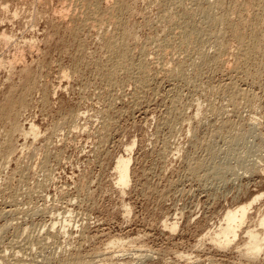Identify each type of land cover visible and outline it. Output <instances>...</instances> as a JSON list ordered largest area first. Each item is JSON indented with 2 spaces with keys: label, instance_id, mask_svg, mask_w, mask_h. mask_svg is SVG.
<instances>
[{
  "label": "rangeland",
  "instance_id": "rangeland-1",
  "mask_svg": "<svg viewBox=\"0 0 264 264\" xmlns=\"http://www.w3.org/2000/svg\"><path fill=\"white\" fill-rule=\"evenodd\" d=\"M98 1L84 6L79 0H0V22L4 24L0 23V34L4 31L15 41L0 42V105L12 86L23 88L20 82L27 76L21 73L23 66L52 90L47 106L43 96L35 93L34 105L21 120L26 131L31 123L36 124L40 137L18 135L9 121H0V167H4L0 169V264H64L67 260H80L82 264H264L263 255L258 261L251 260L254 263L241 256L245 233L227 250L215 247L209 237L219 228L228 209L264 192V16L260 10L264 0H225L221 7L230 10L234 23L240 20L242 9L248 7L252 22L242 32L247 43L256 38L260 44L248 52L229 25L224 30L204 17L215 0H175L179 5L174 0H123V8L117 13L121 19L108 27L116 40L122 37L123 27L118 24L131 33L127 42L131 58L119 64V55L108 48L103 33L87 26L94 24L90 11L94 6V10L99 6L100 12L107 15L116 2ZM7 4L9 11L5 12L2 8ZM73 7L76 14L75 9H68ZM221 8L214 9V17L223 16ZM64 9L71 11L67 19L68 11ZM61 10L66 17L58 15ZM192 34L196 43L191 41ZM257 49H262L259 54ZM15 53L20 58L23 54L25 60L21 58L20 62ZM9 62H14L9 64L13 67H8ZM78 62L86 68L81 75L71 76ZM72 114L76 116L74 123L63 125L64 118ZM9 131L17 151L6 162L4 139ZM239 132L246 133L245 141L228 147ZM133 143L132 181L123 189L117 184L114 167L119 156H127L126 148ZM232 147L235 153L230 156L227 151ZM205 160H210L208 172L205 169L192 173L191 168ZM44 163L48 172L40 169ZM215 171H221V176ZM259 211H264V199L253 207V219L244 226V232ZM173 223L177 224L174 232L169 229ZM52 224L55 227L51 229ZM62 226H66L64 231ZM24 230L28 232L23 236ZM37 230L40 234H35ZM49 233L54 234L48 237L54 242H47ZM115 240H121L122 245L111 246Z\"/></svg>",
  "mask_w": 264,
  "mask_h": 264
},
{
  "label": "bare ground",
  "instance_id": "bare-ground-1",
  "mask_svg": "<svg viewBox=\"0 0 264 264\" xmlns=\"http://www.w3.org/2000/svg\"><path fill=\"white\" fill-rule=\"evenodd\" d=\"M35 1V0H34ZM74 1V3L75 2H77V0L75 1V0H73ZM82 2V5H84V6H87V5H90V4H92V2L93 1H96V3H100L98 0H79V2ZM108 1V0H107ZM107 1H105L106 3H107ZM111 1H114V0H111ZM145 1V0H144ZM159 1V0H158ZM178 1V0H177ZM175 2V0H174V2L177 4V5H179L178 4V2ZM182 1V0H181ZM225 0H215V2L212 4V6L210 7V8H208V10H206L205 12H204V17L206 16L208 19H210L211 20V24H213V25H215V26H217L218 25V27H219V25H222L224 28V30L225 29H228V25L231 27V32L233 33V34H235L234 36L240 41V43H241V45H242V48L244 49L245 47V49L247 50V49H256V47L257 48H259L260 47V44H259V42H256V38L255 39H253V41L252 42H249V43H247V41H246V36L243 34L244 32H242L243 31V29H244V27H246V26H248V25H250L249 23H251L252 22V20H249V16H250V11L248 10V13H247V9H248V7L246 6V8H244V9H242L243 11H245L247 14H244V13H242V12H240V20H236V21H238V23H234V21H231V15H230V10L229 9H226V8H224V9H222L221 7H224L225 6V2H224ZM240 1V0H239ZM252 1H254L253 3H256V2H258L259 0H252ZM38 2V1H37ZM41 2V1H40ZM180 2V1H179ZM199 2V1H198ZM211 2V1H210ZM39 3V2H38ZM73 2L71 3V4H74ZM123 3H124V1L123 0H116V2H115V4H114V6L111 8L110 7V9H111V11H108L109 13L106 15L105 13H101L100 12V9H101V7H99L97 4V6L98 7H96V9L95 10H97V11H95L94 10V7H93V10L91 9L90 11H92L91 13H92V15H93V19H95V20H93V22H94V24L92 23V26H90V25H87V23L89 22H87L86 23V25L88 26V27H90V28H95L96 29V27L99 29V31H101L102 33H103V37L108 41V42H106V45L108 46V48L112 51V52H114V53H116V54H118L119 56H118V60H117V64H119V63H121L124 59H126L127 58V61L131 58V53H130V55H129V47H130V44L129 43H127L128 42V39H129V37H131V33L129 32V29L128 30H126V28L123 26V25H121V24H118V27L119 28H122L123 27V29L121 30L122 32V35H120V36H122L121 37V39L120 38H118V40H116V37L115 38H113V36H112V34L109 32V29H108V27L110 28V26L111 25H113L114 23L115 24H117L116 22H115V20L117 19V18H120L121 19V17H117V13L123 8ZM142 3H143V1H142ZM154 3V2H153ZM195 3V2H194ZM262 3H264V1L262 2ZM40 4H42V3H40ZM39 4V5H40ZM52 4V3H51ZM70 4V5H71ZM79 4H81V3H79ZM108 4V3H107ZM113 4V3H112ZM133 4V3H132ZM163 4V3H162ZM175 4V6H177ZM188 4V3H187ZM36 5V4H35ZM68 5V4H67ZM69 5V7H72V6H74V5H72V6H70ZM192 5V4H191ZM63 6V5H62ZM81 6V5H80ZM111 6V5H110ZM228 6V5H227ZM37 7V6H36ZM178 7V6H177ZM18 8H20V7H18ZM34 8V7H33ZM64 8V7H63ZM78 8V7H77ZM89 8V6L87 7V9ZM188 8H190V6L188 7ZM216 8H221L222 9V12H223V16L220 18V17H214L213 16V11L215 12V10L214 9H216ZM241 8H242V6H241ZM3 11H5V12H8L9 11V8H8V4L7 5H5L3 8ZM68 9H70V10H73L74 11V9H75V7H73V9H71V8H68ZM84 9V8H83ZM82 8H81V10H83ZM174 9V8H173ZM172 9V10H173ZM191 9V8H190ZM196 9V8H195ZM234 9H235V6H234ZM256 9H257V7H256ZM256 9H255V11H256ZM37 10V9H36ZM60 10V9H59ZM63 10V9H62ZM61 10V11H62ZM67 10V9H66ZM65 9H64V11H66ZM76 11H74V13L76 12L77 13V9H75ZM170 10H171V7H170ZM171 10V11H172ZM219 10V9H218ZM237 10V8L235 9V11ZM260 10H261V16H264V5L260 8ZM15 11H17V10H15ZM14 11V12H15ZM34 11V10H33ZM32 11V12H33ZM56 11V10H55ZM60 11V12H61ZM68 11V14H67V17L65 16L66 15V12H61V14H58L59 16L60 15H64V14H62V13H65V17H66V19L68 18V15H70V13H71V11H70V13H69V10H67ZM167 11V10H166ZM169 11V10H168ZM174 11V10H173ZM31 12V13H32ZM59 12V13H60ZM131 12V11H130ZM217 12V11H216ZM17 13V14H16ZM28 13V12H27ZM73 13V12H72ZM75 13V14H76ZM167 14H169L168 12H166ZM255 13V12H254ZM257 13V12H256ZM13 14V13H12ZM201 14V13H200ZM232 14H233V12H232ZM7 15V14H6ZM34 15V14H33ZM32 15V16H33ZM36 15V14H35ZM56 15V14H55ZM91 15V14H90ZM91 15V16H92ZM63 16V17H64ZM72 16V15H71ZM73 16H75L76 18H77V16L76 15H73ZM72 16V17H73ZM82 17H83V15H81ZM80 16V17H81ZM169 16V15H168ZM202 16V15H201ZM233 16V15H232ZM256 16H257V14H256ZM13 17H15V20L18 18V11L17 12H15V14H14V16ZM82 17H81V19H82ZM174 17V16H173ZM176 17V16H175ZM234 17V16H233ZM251 17V16H250ZM259 17V16H258ZM124 18V17H123ZM168 18V17H167ZM170 18V17H169ZM177 18V17H176ZM183 18V17H182ZM261 18V17H260ZM259 18V19H260ZM34 19V18H33ZM65 19V20H66ZM162 19H164L163 17H162ZM178 19H179V17H178ZM198 19V18H197ZM203 19V18H202ZM207 19V20H208ZM233 19V18H232ZM13 20V19H12ZM14 20V21H15ZM61 20H64V19H61ZM87 20V19H86ZM234 20V19H233ZM263 20V19H262ZM24 21V20H23ZM31 21V20H30ZM163 21V20H162ZM155 22V21H154ZM262 22V21H261ZM0 23H2V22H0ZM162 23V22H161ZM232 23L233 24H235V26H233L232 25ZM260 23V22H259ZM263 23H264V20H263ZM3 24V23H2ZM11 24V22H9V24L8 25H10ZM88 24H90V23H88ZM170 24H172V22L170 23ZM240 24V25H239ZM4 25V24H3ZM70 25H72V24H70ZM84 25H85V22H84ZM185 25V24H184ZM206 25V24H205ZM236 25H239V26H236ZM264 25V24H263ZM262 25V26H263ZM33 26V25H32ZM73 26V25H72ZM95 26V27H94ZM177 26H178V24H177ZM222 26H220V27H222ZM261 26V27H262ZM15 27V26H14ZM71 27V26H70ZM112 27V26H111ZM166 27V26H165ZM174 27V26H173ZM191 27H192V24H191ZM199 27V26H198ZM255 27H256V25H255ZM86 28V27H85ZM170 28V27H169ZM180 28V27H179ZM178 28V29H179ZM186 28V27H185ZM214 28V27H213ZM60 29V28H59ZM88 29V28H87ZM26 30V29H25ZM30 30V29H29ZM36 30V29H35ZM80 30V29H79ZM92 30V29H91ZM94 30V29H93ZM163 30H165V28L163 29ZM170 30V29H169ZM187 30V29H186ZM220 30V29H219ZM222 30V29H221ZM255 31H256V29H254ZM30 31H33L32 29L30 30ZM94 31H96V30H94ZM128 31V32H127ZM189 31V30H188ZM210 31V30H209ZM214 31V30H213ZM223 31V30H222ZM222 31L220 32V31H218V34L220 33H222ZM4 32V31H3ZM2 32V34H0V42L1 41H5L6 42V39L8 40L9 39V41L10 40H12L13 39V41H14V38H12V39H10L11 37H9L5 32L3 33ZM80 32V31H79ZM132 32V31H131ZM163 32V31H162ZM177 33H178V30L176 31ZM179 32H181V29H180V31ZM199 32V31H198ZM227 32V31H226ZM251 32V31H250ZM97 33V32H96ZM113 33V35H114V32H112ZM118 33V32H117ZM120 33V34H121ZM174 33H175V31H174ZM18 34V33H17ZM21 34V33H20ZM184 34V33H183ZM194 34H196V35H198L197 34V31H196V33L194 32ZM217 34V35H218ZM224 34V33H223ZM246 34V33H245ZM253 34V33H252ZM98 35H99V33H98ZM169 36H170V34H169ZM174 37H175V35H173ZM181 36H184V35H182L181 34ZM213 36V35H212ZM224 36H226V34L225 35H223V37ZM248 36V35H247ZM262 36H263V34H262ZM87 37V36H86ZM98 37V36H97ZM100 37V36H99ZM176 37H178V36H176ZM197 37V36H196ZM95 38V37H94ZM102 38V37H101ZM137 38V37H136ZM171 38H172V36H171ZM170 38V39H171ZM188 38H189V36H188ZM188 38H187V40H188ZM203 38H205V37H202V39ZM206 38H208V37H206ZM211 38V37H210ZM217 38V37H216ZM232 38V37H231ZM252 38V37H251ZM263 38V37H262ZM96 39H98V38H96ZM192 39H196L195 38V35L193 36V34H192V38H191V41L192 42H195V41H197V40H195V41H193ZM215 39V38H214ZM16 40V39H15ZM74 40H75V38H74ZM102 40V39H101ZM166 40H167V38H166ZM168 40H169V38H168ZM183 40H185V39H183ZM187 40H186V43H188L189 44V42H187ZM190 40V39H189ZM199 40V39H198ZM232 40H233V38H232ZM263 40V39H262ZM12 41V42H13ZM35 40H33L32 42H31V44L34 42ZM156 41H158V40H156ZM155 41V42H156ZM213 41V40H212ZM217 41V40H216ZM11 42V41H10ZM15 42V41H14ZM28 42V41H27ZM101 42H103V41H101ZM159 42V41H158ZM163 42H165V41H163ZM172 41L170 40V43H171ZM211 42V41H210ZM3 44H4V42H2ZM7 43H8V41H7ZM36 43V42H35ZM159 43H161V42H159ZM158 43V44H159ZM169 43V42H168ZM196 43V42H195ZM199 43V42H198ZM206 43H209L208 41L206 42ZM217 43V42H216ZM8 44H10V43H8ZM30 44V43H29ZM162 44V43H161ZM172 44V43H171ZM177 44V43H176ZM194 44V43H193ZM218 44V43H217ZM6 45L7 44H5V47H6ZM13 45V44H12ZM151 45V44H150ZM153 45H154V43H153ZM157 45V44H156ZM160 45V44H159ZM178 45V44H177ZM204 45V44H203ZM206 45V44H205ZM204 45V46H205ZM209 45V44H208ZM222 45V44H221ZM262 45V44H261ZM144 46V45H143ZM166 46H167V44H166ZM184 46H186V44L184 45ZM194 46V45H193ZM199 46V45H198ZM259 46V47H258ZM31 47V46H30ZM34 46L32 45V48H33ZM142 47V46H141ZM155 47V46H154ZM169 48H168V50L169 51H171V48H170V46H168ZM179 47V46H178ZM177 47V48H178ZM217 47V46H216ZM167 48V47H166ZM165 48V49H166ZM199 48V47H198ZM198 48H195V50L196 49H198ZM221 48H222V46H221ZM241 48V47H240ZM18 49H19V47H18ZM30 49V48H29ZM142 49H145V48H142ZM149 49H151V47L149 48ZM156 49V48H155ZM159 49H161V48H159ZM217 49V48H216ZM244 49V50H245ZM263 49V48H262ZM261 49V50H262ZM39 50V49H38ZM109 50V51H110ZM119 50H122V51H120V52H116V51H119ZM208 50V49H207ZM211 50V49H210ZM214 50V49H213ZM249 50H247V52L249 51ZM258 51L260 50V49H257ZM261 50L258 52V54L261 52ZM19 52H20V50H18ZM23 51V50H22ZM32 51V50H31ZM34 51V50H33ZM109 51H108V53H109ZM185 51V50H184ZM197 51V50H196ZM25 52V51H24ZM106 52V51H105ZM162 53H163V51H161ZM166 52H167V50H166ZM175 52V51H174ZM173 52V53H174ZM179 52V51H178ZM181 52V51H180ZM190 53H191V51H189ZM198 52H200L199 50H198ZM224 52V51H223ZM251 52V51H250ZM113 53V54H114ZM122 55V56H120V54ZM139 54H140V52H138ZM142 53H143V50H142ZM162 53H161V55H162ZM205 53H207L206 51H205ZM238 53V52H237ZM14 54V53H13ZM16 54V53H15ZM18 54V53H17ZM17 54H16V56H17ZM21 54V53H20ZM36 54V53H35ZM110 54H111V52H110ZM113 54H112V56H113ZM147 54V53H146ZM166 54H168V53H165V55ZM198 54V53H197ZM219 54V53H218ZM246 54V53H245ZM253 53L251 52V55H252ZM8 55V54H7ZM141 55V54H140ZM210 55V54H209ZM208 55V56H209ZM250 55V54H249ZM15 56V58H20V55H18L17 57ZM24 55L23 54H21V58H23L24 59V57H23ZM90 56V55H89ZM92 56V55H91ZM147 56V55H146ZM159 56V55H158ZM176 56V55H175ZM183 56V55H182ZM248 56V55H247ZM253 56H254V54H253ZM13 58H14V55L12 56ZM116 57V56H115ZM139 57V56H138ZM137 57V61L138 60H140L139 58ZM163 57V56H162ZM170 57V56H169ZM179 56H177V58H178ZM196 57V56H195ZM200 57H202L201 55H200ZM205 57V56H204ZM203 57V58H204ZM255 57H257V55L255 56ZM14 58V60H16ZM20 58V62H21V59ZM122 58V59H121ZM145 58V57H144ZM143 58V59H144ZM175 58V57H174ZM173 58V59H174ZM180 58V57H179ZM178 58V59H179ZM197 58H199V56L197 57ZM225 58V57H224ZM227 58V57H226ZM225 58V59H226ZM142 59V58H141ZM170 59V58H169ZM200 59V61H201V58H199ZM205 59V58H204ZM228 59V58H227ZM242 59H243V57H242ZM245 59V58H244ZM1 61H2V59H0ZM13 60V61H14ZM18 60V59H17ZM16 60V61H17ZM25 60V59H24ZM146 60H147V58H146ZM145 60V61H146ZM155 59H153V61H154ZM162 59H160V61H161ZM195 60V59H194ZM216 60H217V57H216ZM220 60V59H219ZM249 60V59H248ZM253 60H254V58H253ZM262 60H264V59H262ZM0 61V68L3 66V63ZM23 61V60H22ZM113 61V60H112ZM131 61V60H130ZM145 61H143V62H145ZM159 61V62H160ZM176 61V60H175ZM192 61V60H191ZM197 60H195V62H196ZM224 61V60H223ZM8 62V61H7ZM119 62V63H118ZM139 62V61H138ZM141 62V61H140ZM158 62V63H159ZM162 62V61H161ZM172 62V61H171ZM194 62V63H195ZM199 62V61H198ZM210 62H211V60H210ZM215 63H216V61H214ZM221 62H222V59H221ZM220 62V63H221ZM244 62H245V60H244ZM19 63V62H18ZM32 63H33V60H32ZM115 63V62H114ZM114 63H113V66H115V65H117V64H115L114 65ZM137 63V62H136ZM154 63H155V61H154ZM153 63V64H154ZM197 63V62H196ZM223 63V62H222ZM257 63V62H256ZM10 64V62L8 63V65ZM11 64H13L14 65V62L12 63L11 62ZM10 64V65H11ZM17 64V63H16ZM25 64V63H24ZM141 64V63H140ZM191 64V63H190ZM237 64H238V62H237ZM8 66L9 68L10 67H13V66ZM135 65V64H134ZM141 65H143V63L141 64ZM168 66H171V63H170V65L169 64H167ZM200 65V64H199ZM199 65H197V66H199ZM210 65V64H209ZM213 65V64H212ZM228 65V64H227ZM246 65V64H245ZM244 65V66H245ZM7 66V65H6ZM118 66V65H117ZM117 66H116V69H117ZM123 66H124V64H123ZM157 66V65H156ZM158 66H160V65H158ZM157 66V68H159ZM166 66V65H165ZM191 67H192V65H190ZM203 66V65H202ZM214 66V65H213ZM253 66V65H252ZM259 66V65H258ZM16 67V66H15ZM25 66H23V69L24 70H22V72L21 73H24V75H27L26 77H24V79H22L21 81L22 82H20V85L23 87L21 90H20V86L19 85H15V86H12L11 87V91L8 93V94H6V98H5V100H4V103L3 104H1L0 105V121H9L10 123H11V127H12V131L13 132H19V134L18 135H20V133L23 135L24 134V136L26 137V135H33V137L34 136H38L39 134H40V129L38 128V126L36 125V124H34V123H31V125H29V127L30 128H28L29 130L28 131H26V129L25 128H23L22 126H21V120H22V118H24L25 117V114H26V112L28 111V109L31 107V106H33L34 105V101H33V95L35 94V93H37V92H39L40 94H41V96H43V102H44V104L47 106L48 104H50V102H51V93H52V90L50 89V87H49V85H47V84H41L40 82H39V78L36 76V75H34V74H32V73H30L29 71H27V68L25 69L24 68ZM83 67H85L86 68V66H85V64L83 63V62H78V64H75V66L73 67V70H72V72L70 73V75L72 76V75H81L82 74V71H83ZM98 67V66H97ZM119 67V66H118ZM139 67V66H138ZM141 67V66H140ZM147 67H149V66H147ZM161 67H163V66H161ZM214 67H216V66H214ZM250 67V66H249ZM130 68V67H129ZM135 68H136V66H135ZM201 68V67H200ZM246 68H248L247 67V65H246ZM251 68V67H250ZM14 69V68H13ZM13 69H10V71H12ZM143 69V68H142ZM165 69H167V67H165ZM177 69V68H176ZM190 69H193V68H190ZM209 69V68H208ZM15 70V69H14ZM110 70V69H109ZM115 70V69H114ZM139 70H140V68H139ZM138 70V71H139ZM169 70V69H168ZM249 70V69H248ZM9 70H8V72H10ZM93 71H94V69H93ZM136 71V70H135ZM143 71V70H142ZM160 71V70H159ZM163 71V70H162ZM189 71V70H188ZM191 71V70H190ZM213 71V70H212ZM102 72V71H101ZM111 72V71H110ZM119 72V71H118ZM123 72V71H122ZM137 72V71H136ZM199 72H200V70H199ZM116 73V72H115ZM135 73V72H134ZM133 73V74H134ZM163 73V72H162ZM176 73H178L177 71H176ZM187 73V72H186ZM189 73V72H188ZM191 73L193 74V72L191 71ZM249 73V72H248ZM63 74V73H62ZM64 74H66V73H64ZM119 74V73H118ZM118 74H116V75H118ZM180 74V73H179ZM10 75V74H9ZM67 75V74H66ZM69 75V74H68ZM69 75V76H70ZM120 75V74H119ZM137 75H139V74H136V76ZM182 75V74H181ZM15 76V75H14ZM144 76H146V75H144ZM9 77V76H8ZM8 77H7V79H8ZM134 77L135 76H133V79H134ZM138 77V76H137ZM176 77V76H175ZM63 78V77H62ZM64 78H65V76H64ZM69 78V77H68ZM113 78V77H112ZM122 78V77H121ZM148 78V77H147ZM199 78V77H198ZM70 79V78H69ZM69 79H68V81H69ZM149 79V78H148ZM194 79V78H193ZM18 80H20V79H18ZM172 80V79H171ZM7 81V80H6ZM5 81V82H6ZM66 81H67V79H66ZM173 81V80H172ZM8 82V81H7ZM134 82V81H133ZM136 82V81H135ZM142 82V81H141ZM146 82V81H145ZM18 83H19V81H18ZM68 83V82H67ZM113 83H115V82H113ZM149 83H151V82H149ZM136 84H138L139 85V83H136ZM144 84V83H143ZM227 84H229V83H227ZM232 84V83H231ZM108 85H110V84H108ZM137 85V86H138ZM233 85H235V84H233ZM140 86H141V84H140ZM219 86V85H218ZM221 86V85H220ZM228 86V85H227ZM226 86V87H227ZM68 87V86H67ZM109 87V86H108ZM145 87H146V85H145ZM207 87V86H206ZM139 88V87H138ZM144 88V87H143ZM217 88V87H216ZM228 88H230V87H228ZM58 89H59V87H58ZM203 89H204V86H203ZM220 89V88H219ZM237 89H239V88H237ZM241 89V88H240ZM208 90V89H207ZM215 90V89H214ZM221 90H222V88H221ZM54 91H56L55 89L53 90V92ZM139 91V90H138ZM157 91V90H156ZM177 91H179V90H177ZM199 91V90H198ZM209 91H210V88H209ZM215 91H218V89H216ZM224 91V90H223ZM239 91V90H238ZM237 91V92H238ZM140 92V91H139ZM168 92V91H167ZM229 92H230V90H229ZM228 92V93H229ZM244 92V91H243ZM242 92V93H243ZM217 93V92H216ZM242 93H240V94H242ZM181 94V93H180ZM205 94V93H204ZM244 94V93H243ZM246 94H247V92H246ZM55 95V94H54ZM142 96V95H141ZM227 96H229V95H227ZM230 96H231V94H230ZM236 96V95H235ZM53 97V96H52ZM227 98V97H226ZM182 99V98H181ZM230 99V98H229ZM229 99L227 100L226 99V101H229ZM178 100V99H177ZM234 100V99H233ZM232 100V101H233ZM176 101V100H175ZM213 102V101H212ZM237 102V101H236ZM109 103V102H108ZM229 103V102H228ZM233 103V102H232ZM33 104V105H32ZM175 104V103H174ZM178 104H180V103H178ZM177 104V105H178ZM214 104V103H213ZM235 105V104H234ZM201 106V105H200ZM210 106H212L211 104H210ZM174 107H176V106H174ZM181 107H183V106H181ZM213 107H214V105H213ZM210 108V107H209ZM212 108V107H211ZM177 109V108H176ZM237 109V108H236ZM177 111H178V109H177ZM86 113V112H85ZM179 113V112H178ZM80 115V114H79ZM87 115V114H86ZM85 115V116H86ZM183 115V114H182ZM181 115V116H182ZM222 115V114H221ZM81 116V115H80ZM75 115H68L67 117H65L64 118V122H63V125H69V124H72V123H74V120H75ZM83 117V116H82ZM188 118V117H187ZM97 119V118H96ZM106 121V120H105ZM189 121V120H188ZM76 122V121H75ZM9 123V124H10ZM192 124V123H191ZM55 125V124H54ZM62 125V124H61ZM60 125V126H61ZM169 126V125H168ZM54 127V126H53ZM237 127V126H236ZM176 128V127H175ZM233 128H234V126H233ZM84 129V128H83ZM71 130H73V129H71ZM2 131V130H1ZM52 131H54V130H52ZM58 131V130H57ZM74 132H76L75 130H73ZM83 131V130H82ZM86 131V130H85ZM242 131V130H241ZM251 131V130H250ZM63 132V131H62ZM84 132V131H83ZM4 133V132H3ZM232 133V132H231ZM237 133V132H236ZM239 133H241V132H239ZM243 133H241V134H238V137H236V138H234V140L235 141H233L232 140V143L230 144V143H228V142H230L229 140L231 139L230 137V139L227 141V143H228V147H231V145L232 146H238V144L240 143V141H242L243 140V142L245 141V138L247 137L246 135H244V134H246V133H244L243 135H242ZM10 131H9V133H8V137L6 138V140L4 139V143H6L5 145H7V147L5 148V151H4V153H5V157H6V162H7V159H8V161H9V158L10 157H13L15 154H16V149H15V146H14V142H13V140H12V138H10ZM44 135V134H43ZM62 135H63V133H62ZM12 136H13V134H12ZM232 136V135H231ZM23 138L24 140L26 139V138ZM30 137V136H29ZM28 137V138H29ZM32 137V138H33ZM38 137H40V135L38 136ZM249 137V136H248ZM27 138V139H28ZM31 138V137H30ZM220 138V137H219ZM224 138V137H223ZM232 138V139H233ZM34 139V138H33ZM33 139H32V144L31 145H33ZM37 139V138H36ZM35 140V139H34ZM209 140V139H208ZM227 140V139H226ZM27 141V140H26ZM136 141V140H135ZM202 141V140H201ZM207 141V140H206ZM206 141H205V143H206ZM25 142V141H24ZM48 142V141H47ZM63 142V141H62ZM167 142V141H166ZM247 142V141H246ZM3 143V144H4ZM242 143V142H241ZM24 144V143H23ZM26 144V143H25ZM24 144V145H25ZM48 143H46V145H47ZM208 144H209V141H208ZM19 145V144H18ZM43 145V144H42ZM205 145H207V143L205 144ZM211 145V144H210ZM2 146H4V145H2ZM34 146V145H33ZM135 146H136V143H133V144H131L128 148H126V149H128L126 152H127V156H119V158H118V160H117V163L115 164L116 165V167H114L115 168V172H116V177H117V184L121 187V188H123V189H126L129 185H130V183H131V181H132V154H133V151H134V149H135ZM236 146V147H237ZM24 147L25 146H23V150H24ZM29 147H30V145H29ZM199 147V146H198ZM26 148V147H25ZM213 148V147H212ZM227 148V147H226ZM22 149V148H21ZM27 150H28V148H26ZM25 149V150H26ZM229 149V148H228ZM227 149V150H228ZM23 150H21V151H23ZM26 150V151H27ZM166 150V149H165ZM227 150H223V151H227ZM235 150V149H234ZM233 150V147L232 148H230L228 151H227V153L228 154H230V156L233 154L234 155V153H235V151ZM20 151V152H21ZM35 152V151H34ZM218 152V151H217ZM221 152V151H220ZM204 153H205V150H204ZM226 153V154H227ZM22 154H24L23 152H22ZM44 154V153H43ZM206 154V153H205ZM81 155V154H80ZM126 155V154H125ZM204 155V154H203ZM218 155V154H217ZM219 156V155H218ZM22 157V156H21ZM39 158V157H38ZM48 158V156L46 157V159ZM5 158L3 157V159L2 160H4ZM18 159V158H17ZM17 159H16V162H17ZM203 159H204V156H203ZM202 159V156H201V160H203ZM42 160V159H41ZM44 160V159H43ZM42 160V161H43ZM211 160V159H210ZM210 160L209 161H207L206 162V160H205V162H202L201 161V163H199L198 162V164H195L193 167L192 166H190V167H192L191 168V170H192V173H198L200 170H205L206 168L208 169V166H209V164H210ZM216 160V159H215ZM231 160V159H230ZM25 161V160H24ZM46 161V160H45ZM38 162V161H37ZM36 162V163H37ZM190 162V161H189ZM223 162V161H222ZM229 162V161H228ZM3 163V162H2ZM46 163H47V161H46ZM46 163H44V166H43V168H40V169H43V170H45L46 172H48L49 170L47 169V167H46ZM227 163V162H226ZM1 164V163H0ZM4 164V163H3ZM8 164V163H7ZM214 164V163H213ZM221 164V163H220ZM224 165H225V163H223ZM222 164V165H223ZM6 164H4V165H2V166H5ZM9 165H10V163H9ZM22 165V164H21ZM211 166H213V165H211ZM215 166V165H214ZM213 166V167H214ZM220 166V165H219ZM6 167H8L7 165L5 166V168ZM224 167V166H223ZM227 169H229V165H227ZM219 168V167H218ZM0 169H4V167H0ZM207 169H206V172H208L207 171ZM215 169V168H214ZM34 170H35V168H34ZM211 170V169H210ZM0 171H2V170H0ZM27 171V170H26ZM40 171V170H39ZM34 172V171H33ZM216 172V174H218V173H220L221 171H219V172H217V171H215ZM50 173V172H49ZM191 173V174H192ZM17 175V174H16ZM43 175V174H42ZM215 175V174H214ZM44 176V175H43ZM217 176V175H216ZM218 176H221L220 174H218ZM51 177V176H50ZM52 177H53V175H52ZM214 177V176H213ZM27 178V177H26ZM43 178V177H42ZM48 178V177H47ZM24 178H22V181H24L23 180ZM38 179H39V177H38ZM27 181V180H26ZM25 181V182H26ZM41 182H42V180H41ZM2 183V182H1ZM48 183H49V181H48ZM48 183H46V184H48ZM94 184V183H93ZM117 184H115L116 186H117ZM39 185H41V183L39 184ZM45 185V184H44ZM85 186V185H84ZM27 187V186H26ZM118 187V186H117ZM116 187V188H117ZM120 187H118V188H120ZM40 188V187H39ZM43 189V188H42ZM83 190V189H82ZM34 192H36V191H34ZM83 192V191H82ZM16 193V192H15ZM124 193V192H123ZM122 193V194H123ZM37 194V193H36ZM121 194V195H122ZM35 195V194H34ZM37 195H39V194H37ZM42 195H44V194H42ZM13 196V195H12ZM15 196V195H14ZM33 196V195H32ZM40 196V195H39ZM27 197V196H26ZM31 197V196H30ZM124 197V196H123ZM15 198V197H14ZM20 199V198H19ZM30 199V198H29ZM41 199V198H40ZM75 199V198H74ZM264 199V192H258V193H256V194H254V196H253V198L250 200V201H248V202H246V203H243V204H240V205H238V206H236V207H234V208H230V209H228L227 210V212H226V214L224 215V218H223V221H222V223L220 224V226H219V228L214 232V233H212V234H210V241L212 242V243H214L215 244V247L217 246V248L219 249H221V250H227V249H229L234 243H235V241L236 240H238L239 238H240V235L241 234H243V233H245V237H246V239L244 240V245H242V246H244L245 247V249H244V251H240V253H241V256H243L244 258L246 257V258H248L250 261L251 260H257L261 255H263L264 256V211H259V212H257V218L254 220V223H253V221H252V225L248 228V230H246L245 232H244V226L248 223V222H250L252 219H253V217H252V210H253V207L255 206V205H257L258 203H260L262 200ZM24 200V199H23ZM60 203V202H59ZM69 204V203H68ZM57 205V204H56ZM19 206V205H18ZM82 206V205H81ZM126 206H124V208H125ZM35 207H33V209H34ZM50 208V207H49ZM127 208V207H126ZM12 209V208H11ZM39 209V208H38ZM18 209H16V211H17ZM37 210V209H36ZM36 210H34V211H36ZM129 210V208L127 209V211ZM8 211H10V210H8ZM33 211V212H34ZM124 211H126V210H124ZM69 212V211H68ZM129 212V211H128ZM127 213V212H126ZM5 214H6V211H5ZM69 214H72V212H70ZM68 214V215H69ZM75 214V213H74ZM1 215V214H0ZM55 215H56V213H55ZM127 215H129V214H127ZM5 216V215H4ZM54 216V215H53ZM56 216H58V215H56ZM61 216V215H60ZM59 217V216H58ZM55 219V218H54ZM65 220V219H64ZM69 221V220H68ZM60 222V221H59ZM166 222V221H165ZM176 222V221H175ZM167 224L169 223V222H166ZM55 224V223H54ZM54 224H52V226H50L51 227V229L53 228V226L55 227V225ZM64 224V223H63ZM69 224V223H68ZM57 225V224H56ZM70 225H71V223H70ZM166 225V224H165ZM169 225V224H168ZM68 226V225H67ZM249 226V225H248ZM7 227H8V225H7ZM66 227V226H65ZM64 227V228H65ZM166 228H168L167 227V225L165 226ZM45 228V227H44ZM62 228H63V226H62ZM64 228H63V231H64ZM177 228V224H174L173 223V225L172 226H170L169 227V229H171V231L172 232H174L175 231V229ZM50 229V230H51ZM55 229V228H54ZM69 229H70V227H69ZM26 230H28V231H30L29 229H26ZM49 230V231H50ZM61 230V229H60ZM27 231V232H28ZM38 231V230H37ZM36 231V233H35V231H34V233L35 234H37V233H39V231H40V229H39V231L37 232ZM53 231H55V230H53ZM52 231V232H53ZM24 232H25V230H24ZM27 232H25V233H23V236H24V234H26ZM58 232V231H57ZM66 232V231H65ZM31 233V232H30ZM40 233H42L41 231H40ZM39 233V234H40ZM62 233V232H61ZM33 234V233H32ZM32 234H30L31 236H32ZM44 234V233H43ZM67 234V233H66ZM209 234V233H208ZM29 235V236H30ZM63 235V234H62ZM33 236H35L34 234H33ZM32 236V237H33ZM38 236V235H37ZM40 236V235H39ZM38 236V237H39ZM57 236V235H56ZM66 236V235H65ZM32 237H29V238H31L32 239ZM37 237V238H38ZM40 237H42V235L40 236ZM48 237H54V234H51V233H49L48 234V236H46V238L48 239ZM242 237V236H241ZM36 238V239H37ZM242 238H244V237H242ZM13 240V239H12ZM24 240V239H23ZM30 240V239H29ZM28 239H27V241H29ZM49 240L50 239H48L47 240V242L49 243ZM38 241H40V240H38ZM50 241H53V239L52 240H50ZM121 240H115V241H111L112 243L110 244L111 246H115V247H120L122 244H120L121 242H120ZM14 242H16V241H14ZM30 242H31V240H30ZM54 242V241H53ZM11 243H12V241H11ZM17 243V242H16ZM43 243H44V241H43ZM55 243H56V241H55ZM54 243V244H55ZM238 243V242H237ZM236 243V244H237ZM14 244V243H13ZM28 244V243H27ZM33 244V243H32ZM31 244V245H32ZM38 244H40V242H38ZM45 244V243H44ZM35 246H36V244H34ZM33 245V246H34ZM42 245V244H41ZM109 245V244H108ZM239 245V244H238ZM32 246V247H33ZM35 246L33 247V248H35ZM38 246V245H37ZM36 246V247H37ZM113 246V247H114ZM17 247H18V245H17ZM29 247H30V245H29ZM32 247H30V248H32ZM45 247V246H44ZM55 247H56V245H55ZM68 247V246H67ZM240 247L241 246H239L238 248L240 249ZM12 249H13V251L15 252V250H14V248L12 247ZM21 249H22V247H21ZM21 249H19V251L16 249V251H18V252H20V250ZM46 249H47V247H46ZM6 250V249H5ZM23 250V249H22ZM21 250V251H22ZM33 250V249H32ZM12 251V250H11ZM12 251V252H13ZM40 251V250H39ZM17 253V252H16ZM40 254H41V252H39ZM49 253V252H48ZM7 253H6V251H5V255H6ZM18 254H20V253H18ZM22 254H23V252H22ZM4 255V256H5ZM28 255V254H27ZM2 256V255H1ZM14 256V255H13ZM19 256V255H18ZM24 256H26V255H24ZM23 256V257H24ZM43 256V255H42ZM240 256V257H241ZM5 257H8V256H5ZM20 257H22V255L20 254ZM25 258V257H24ZM26 258H27V256H26ZM3 260V259H2ZM2 260H1V262H2ZM11 260V259H10ZM81 260H82V258H81ZM247 260V259H246ZM263 260H264V257H263ZM33 261V260H32ZM49 261V260H48ZM85 261V260H84ZM253 261H251V263H254ZM258 261V260H257ZM256 261V262H257ZM81 262H83V260L81 261ZM4 264H5V262H3ZM15 263V262H14ZM45 263V262H44ZM85 263V262H84ZM89 262H87V264H88ZM11 264H12V261H11ZM33 264V263H32ZM64 264H82V263H80V260H79V262L77 261V260H67V261H65L64 262ZM91 264V263H90Z\"/></svg>",
  "mask_w": 264,
  "mask_h": 264
}]
</instances>
